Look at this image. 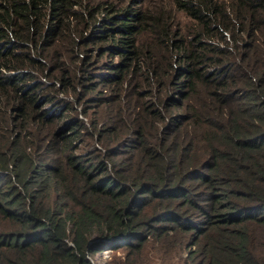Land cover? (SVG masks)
I'll return each mask as SVG.
<instances>
[{
  "label": "trees",
  "instance_id": "trees-1",
  "mask_svg": "<svg viewBox=\"0 0 264 264\" xmlns=\"http://www.w3.org/2000/svg\"><path fill=\"white\" fill-rule=\"evenodd\" d=\"M171 3L190 27L128 8L83 36L70 0L0 1V264H264V0ZM95 39L120 56L98 81L142 52L162 94L128 141L104 139L116 97L99 99L96 127L59 95L95 88L78 56Z\"/></svg>",
  "mask_w": 264,
  "mask_h": 264
},
{
  "label": "rangeland",
  "instance_id": "rangeland-1",
  "mask_svg": "<svg viewBox=\"0 0 264 264\" xmlns=\"http://www.w3.org/2000/svg\"><path fill=\"white\" fill-rule=\"evenodd\" d=\"M1 1V0H0ZM225 2V0H224ZM67 8H71L76 11L77 16H71L68 21H66V27H88L83 36H87L89 27H96L97 25H101L103 23V19L108 16H113L118 13H121L124 9L132 8L135 10H150L153 7L161 8L164 13V27H171V29H175V32L178 30V27H190V22L175 9L171 0H70V5L66 6ZM66 13V12H65ZM45 16V15H44ZM91 17V18H90ZM93 20L92 25H86ZM101 27V26H99ZM144 27H148L144 25ZM175 37H178L176 34ZM153 37L148 36L146 33L137 34L135 37V44H140L142 47H146L149 51H157V47L153 45L151 40ZM105 42L100 39H95L94 41H85L83 44L84 50L78 52V56L84 55L89 59L87 62L90 64L88 67V72L90 76H93L92 79H97V84L95 88L91 92H86L83 100H79L77 102L76 96L70 93L59 94L63 97H67L68 100L71 101L72 96L75 97V101H73V105L76 107V115L81 118L84 122H88V118H90L98 127V122H102L103 118L100 112H98V103L99 99H104L107 97H116L119 100V105L117 102L113 103H104L102 107L107 110L106 106H110V110H114L113 114L109 116L113 120H115L118 126L114 129V131H105V138L107 142L113 144L115 141H128L131 137L126 136L127 134H131V130L136 128L137 125H141L145 128L142 123H139L136 118H134V112L138 111L141 107L142 102L146 104V107L155 108L156 102L155 99L160 102L159 107L162 105V94L159 93V87H149L145 86L142 81V77L144 75V64L143 61L146 58L145 55H142V52L139 53L137 58V63L133 66V61L130 62L127 70L124 72V76L122 79H115L112 81H98V73L103 72H112L114 69L110 68V64H116L120 56L117 54H110L107 51H104ZM53 50H59V47L55 45L50 48L49 54L52 53ZM72 57L74 60L75 56L73 51H71ZM166 61V60H165ZM105 64L109 68L106 67ZM173 74V70L171 69L170 75ZM93 80H86L85 86L83 88V84H81L80 88H85L87 85L92 84ZM143 95V96H142ZM142 96V97H141ZM141 97V98H140ZM88 109V115L82 117L81 114H77L81 108ZM131 119H135L136 125H131ZM138 122V123H137ZM106 124H110V120L107 122H103L100 127H103ZM108 145V144H107ZM90 146L100 147L103 146L100 142H92ZM102 152V149H101ZM107 254L106 249H102L100 252H95L93 257L100 261L105 258Z\"/></svg>",
  "mask_w": 264,
  "mask_h": 264
}]
</instances>
